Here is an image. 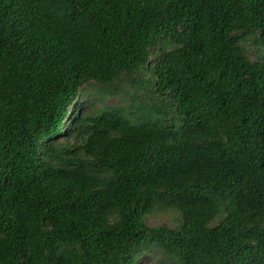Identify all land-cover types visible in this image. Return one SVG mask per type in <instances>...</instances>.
<instances>
[{"label": "trees", "instance_id": "trees-1", "mask_svg": "<svg viewBox=\"0 0 264 264\" xmlns=\"http://www.w3.org/2000/svg\"><path fill=\"white\" fill-rule=\"evenodd\" d=\"M153 251L264 264V0H0V264Z\"/></svg>", "mask_w": 264, "mask_h": 264}, {"label": "rangeland", "instance_id": "rangeland-1", "mask_svg": "<svg viewBox=\"0 0 264 264\" xmlns=\"http://www.w3.org/2000/svg\"><path fill=\"white\" fill-rule=\"evenodd\" d=\"M148 74L145 75L144 78H142L139 75H136L134 77L135 83L124 79L117 88V93L115 96H107L104 98H97L94 100L91 107H93L95 110L102 109L106 104H116V105H128V104H135L134 97H137V95L146 97L148 95L146 86V77ZM85 100V96L81 94L77 99L76 102L81 103ZM72 105V110H73ZM177 215L172 211H166V212H156L153 215L146 216V221L150 226L163 224L168 226H174L175 219ZM137 264H163L160 262V255L157 254V252L153 251L150 253H143L139 256ZM168 264V263H164Z\"/></svg>", "mask_w": 264, "mask_h": 264}]
</instances>
